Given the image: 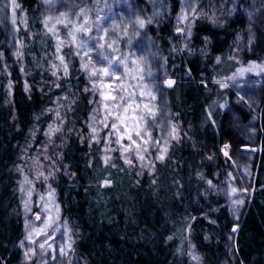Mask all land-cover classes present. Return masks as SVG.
<instances>
[{
    "label": "trees",
    "instance_id": "trees-1",
    "mask_svg": "<svg viewBox=\"0 0 264 264\" xmlns=\"http://www.w3.org/2000/svg\"><path fill=\"white\" fill-rule=\"evenodd\" d=\"M170 1L175 10L176 0ZM260 1L258 23L249 24L238 12L227 22L198 21L192 42L203 55L169 54L167 64L174 75L169 103L182 140L153 173L139 175L117 153L112 163H104L100 145L85 139L92 105L86 76L71 45L62 49L64 71L57 87L53 91L43 88L50 78L55 35L38 0H18L27 15L20 32L24 44L21 71L30 90L25 89L17 69L12 97L4 84L0 86V264H24L26 228L17 193L22 151L33 156L43 144L52 119L45 112L55 96L68 90L73 131L65 134V143L58 150L61 167L53 187L67 221L78 232L76 249L88 264H181L178 251L189 244L204 264H221L230 233L237 257L232 264H264V82L242 84L246 99L255 108L256 132H248L247 137L253 140L255 136L257 145L255 156H244L247 167L253 169V187L240 214L238 209L231 212L224 199L223 180L231 162L223 147L244 142L238 136L252 122L251 111L241 104L235 106L239 119L235 127L233 116L220 107L227 91L219 84L238 67L229 58L237 33L247 35L250 29L254 34L251 49L264 58V0ZM8 30L7 26L0 28V52L5 51L2 43ZM160 33L167 49L170 26L163 25ZM133 36L137 34L133 32ZM102 183L107 185L102 187ZM233 226L238 227L235 234Z\"/></svg>",
    "mask_w": 264,
    "mask_h": 264
},
{
    "label": "rangeland",
    "instance_id": "rangeland-1",
    "mask_svg": "<svg viewBox=\"0 0 264 264\" xmlns=\"http://www.w3.org/2000/svg\"><path fill=\"white\" fill-rule=\"evenodd\" d=\"M176 2L173 10L170 0H75L71 4L63 0H51V3L38 0L41 14L55 35L50 78L43 82V88L53 91L57 87L56 83L64 71L62 49L71 45L86 76V90L92 105L85 139L100 145L104 163H112L117 153L139 175L145 171L153 173L156 165L168 160L173 145L182 140V130L169 103V91L174 84L173 67L168 68L167 64L169 54L203 55L202 49L192 42L193 29L198 21L211 24L227 22L238 12L244 14L249 24H254L258 23L262 10L260 0ZM85 19L87 24H83ZM138 19L144 20L143 28L135 23ZM26 20V12L18 0H15V6L13 0H0V28L7 26L9 29L2 43L5 51L0 52V86L5 85L10 97L14 91L16 69L20 70L25 89L30 90L27 76L21 71L24 44L20 32L25 28ZM163 25L170 26L172 31L167 39V49H164L160 38ZM81 27L88 29L86 34L76 31ZM247 32V35L236 34L229 54L238 67L226 82L219 83L220 88L227 91L220 107L233 116L235 127L239 119L233 108L241 104L251 111L252 122L247 123L244 134L239 132L238 136L244 142L223 147L224 156L231 162L224 175L223 195L231 212L238 209V214L245 209L253 187V169L247 167L249 162L245 158L255 156L257 145L255 136L253 140L247 137L248 132H256L255 108L246 99L242 84L247 80L258 84L264 82V58L252 51L254 34L250 29ZM70 33L74 34L75 40ZM101 36L103 39H99ZM82 44L87 46V55ZM242 45L250 48L245 50ZM99 51L104 54H99ZM102 56L113 62L112 67H108V60ZM101 68H108L114 75L99 74ZM94 70L97 75H92ZM70 99L71 90L55 96L53 104L45 112L52 119L44 133L43 144L33 156L26 149L22 151L17 193L26 228L22 244L24 264H88L76 249L78 232L67 221L53 187V180L61 167L58 150L65 143V134L71 129L73 131L68 118ZM242 147L250 149L246 152ZM160 155H163V160L158 159ZM140 156L144 159L141 160ZM106 185L101 184L102 187ZM233 223L237 221L234 219ZM29 234L31 240L27 239ZM41 243H44L43 249L38 247ZM61 247L65 255L60 254ZM178 260L181 264H204L191 244L178 251ZM236 260L234 238L230 233L221 264H232Z\"/></svg>",
    "mask_w": 264,
    "mask_h": 264
},
{
    "label": "snow or ice",
    "instance_id": "snow-or-ice-1",
    "mask_svg": "<svg viewBox=\"0 0 264 264\" xmlns=\"http://www.w3.org/2000/svg\"><path fill=\"white\" fill-rule=\"evenodd\" d=\"M48 2L51 3V0H48ZM13 6H15V0H13ZM83 15H84V12L81 11V16H83ZM149 22H151V20H149ZM13 23H15V17H13ZM135 23H137V24L139 25L140 28H143V27H144V20H143V19H138V20L135 21ZM83 24H87V20H86V19L83 21ZM76 31H78V32H81V31H82V32H84V33L86 34L87 31H88V29L81 27V28L76 29ZM100 31L103 32V29L101 28ZM113 31H114V30H113ZM105 34H106V33H105ZM70 35H73V39L75 40V36H74V34H71V33H70ZM99 39H103V36H101ZM97 42H98V41H97ZM113 43H114V41H113ZM82 47H85V48H86L85 55H87V51H88L87 46L82 44ZM100 47H103V45H100ZM109 47H111V45H109ZM101 58L104 59V60H108V57H107V56H102ZM61 61L63 62V58H61ZM112 63H113V62H112L111 60H108V67H109V68L112 67ZM85 67H86V69H87V65H85ZM117 67H118V65H117ZM246 71H251V69H246ZM97 74H98V73H97L96 70H94V71L92 72V75H97ZM99 74H103V75H114V72L110 73V72L108 71V68H101V69H99ZM114 127H115V126H114ZM137 135H139V133H137ZM140 159L143 160V159H144L143 156H140ZM158 159L163 160V159H164L163 155H160V156L158 157ZM129 162H130V161H129ZM26 182H27V178H26ZM234 191H235V190H234ZM240 203H242V201H240ZM37 219H39V217H37ZM45 227H47V225H45ZM36 231H40V230H36ZM27 239H29V240L32 239L31 234H29V236L27 237ZM34 242H35V241H33V243H34ZM22 246H23V245H22ZM38 247L41 248V249H43V248H44V243L39 244ZM59 251H60V254H61V255H65V254H66L65 251H64V248H63V247H61V248L59 249Z\"/></svg>",
    "mask_w": 264,
    "mask_h": 264
},
{
    "label": "water",
    "instance_id": "water-1",
    "mask_svg": "<svg viewBox=\"0 0 264 264\" xmlns=\"http://www.w3.org/2000/svg\"><path fill=\"white\" fill-rule=\"evenodd\" d=\"M242 149H243V151H249L250 148L249 147H242ZM237 230H238V227L233 226L231 231H232V233L235 234L237 232Z\"/></svg>",
    "mask_w": 264,
    "mask_h": 264
}]
</instances>
